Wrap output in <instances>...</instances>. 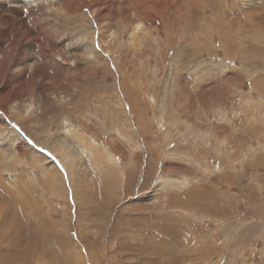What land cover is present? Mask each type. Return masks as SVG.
<instances>
[{"label":"rangeland","instance_id":"1","mask_svg":"<svg viewBox=\"0 0 264 264\" xmlns=\"http://www.w3.org/2000/svg\"><path fill=\"white\" fill-rule=\"evenodd\" d=\"M85 1L0 20V261L264 264V0Z\"/></svg>","mask_w":264,"mask_h":264},{"label":"bare ground","instance_id":"2","mask_svg":"<svg viewBox=\"0 0 264 264\" xmlns=\"http://www.w3.org/2000/svg\"><path fill=\"white\" fill-rule=\"evenodd\" d=\"M39 2V0H9V2H5L3 5H2V7H1V9H2V11H1V13H0V20L2 21V20H5V21H3V22H5L4 24H5V26L6 27H10V26H12V24H13V22H15L17 19L16 18H18V14H23V12H22V9L23 8H27L29 11V14H31V15H35L36 16V13H38V10H40L39 9V7L37 6V7H35L34 5H35V3L36 2ZM47 2V1H46ZM83 2L84 3H86V1L85 0H83ZM144 4V3H143ZM155 4H157V3H154L153 5H155ZM48 5H49V3H48ZM87 5H89V4H87ZM45 6H47V5H45ZM156 6V5H155ZM49 7V6H48ZM54 7V6H53ZM68 7V6H67ZM89 7V6H88ZM47 8V7H46ZM50 8V7H49ZM56 8V7H55ZM165 8V7H164ZM163 8V9H164ZM67 9V8H66ZM166 9V8H165ZM164 9V10H165ZM44 10V9H43ZM159 10V9H158ZM45 11V10H44ZM163 11V10H162ZM40 13V12H39ZM95 13V12H94ZM164 13V12H163ZM76 14V13H75ZM93 14V13H92ZM77 15V14H76ZM20 16V15H19ZM30 16V15H29ZM82 16L84 17L83 18V25H84V27H85V29H86V32H82V30L80 29L79 31H78V33H79V35L80 36H85V39L83 40L84 42H85V46H88V44L90 45L91 44V38L93 37V31H92V29H91V27H90V24L88 23V21H87V19H86V17H85V15H83V13L81 12L80 13V17L82 18ZM163 16H164V14H163ZM77 16H75V18H76ZM41 18V17H40ZM39 18V19H40ZM206 18V17H205ZM16 19V20H15ZM35 19V18H34ZM84 22H86V23H84ZM22 23V22H21ZM141 25H142V23H140L139 25H136V27H135V29H141ZM20 27V26H19ZM99 29H100V27H98ZM24 29V28H23ZM134 29V30H135ZM139 29V30H140ZM21 30V29H20ZM73 30V29H72ZM142 31V30H141ZM201 31V30H200ZM205 31V30H204ZM77 32V31H76ZM143 32V31H142ZM167 33V32H166ZM200 33V32H199ZM7 34V28H1L0 27V46H1V44L5 41V39H6V35ZM52 34H54V33H52ZM76 34V33H75ZM95 34V33H94ZM148 34V33H147ZM218 34V33H217ZM74 35V34H73ZM75 36V35H74ZM78 36V35H77ZM222 36V35H221ZM36 37V36H35ZM74 38H76V36L74 37ZM82 38V37H81ZM94 38H95V36H94ZM19 42L20 43H22L24 40L22 39V38H20L19 37ZM46 39V38H45ZM26 40V39H25ZM43 40V39H42ZM47 40H48V38H47ZM95 40H97V39H95ZM52 41V40H51ZM98 41V40H97ZM42 42V41H41ZM79 43L81 44V42H80V39H79ZM28 44V43H27ZM160 44V43H159ZM227 44V43H226ZM25 45V44H24ZM84 45V44H83ZM239 45V44H238ZM26 46V45H25ZM34 46V45H33ZM98 46V45H97ZM28 47V46H27ZM90 48V47H89ZM173 48V47H172ZM198 48V47H197ZM211 48V47H210ZM50 52V51H49ZM235 52V51H234ZM20 53V52H19ZM53 53V52H52ZM89 53L90 54H88V56L89 57H92L93 58V54L96 56H101V51H99L98 49H96V47H95V44L93 45V47H91V49H89ZM107 53V52H106ZM111 55V54H110ZM50 56V55H49ZM37 57V56H36ZM49 58V57H48ZM109 58V57H108ZM22 59V58H21ZM50 60L51 61H55V62H63V58H62V56H60V55H52V57H50ZM16 61V60H15ZM20 61V60H19ZM53 61V62H54ZM68 61V60H67ZM66 62V61H65ZM71 62H69V65L70 66H72L71 64H70ZM55 65V64H54ZM18 66V65H17ZM19 66H22L21 64H19ZM24 67L25 66H27V67H29L28 65H26V64H24L23 65ZM57 66V65H56ZM115 66V65H114ZM4 68H5V70L8 68L6 65L5 66H3ZM32 67V66H31ZM3 68V69H4ZM53 68V67H52ZM71 68V67H70ZM74 68V67H73ZM73 68H71V69H73ZM18 69H20V68H18ZM22 69V68H21ZM27 69V68H26ZM5 70H3V71H5ZM14 70V69H13ZM17 70V69H16ZM174 70V69H173ZM19 71V70H18ZM40 71V70H39ZM32 73V72H31ZM34 73V72H33ZM37 73V72H36ZM40 76V75H39ZM166 81V80H165ZM160 82V81H159ZM150 90V89H149ZM163 90V89H162ZM165 91V90H164ZM55 93V92H54ZM180 95V94H179ZM144 99V98H143ZM122 100V99H121ZM120 100V101H121ZM143 101V100H142ZM141 101V102H142ZM122 103V102H121ZM185 103H186V101H185ZM156 104V103H155ZM187 104V103H186ZM12 107V106H11ZM141 107H142V104H141ZM175 107V106H174ZM15 109V108H14ZM175 109V108H174ZM183 109V108H182ZM29 110H31V109H27V111H29ZM133 118H134V116H133ZM137 118V117H136ZM135 119V118H134ZM147 120V119H146ZM139 121V120H138ZM135 123V122H134ZM119 125V124H118ZM118 125H117V127H118ZM138 125V124H137ZM170 125V124H169ZM121 126V125H120ZM122 127V126H121ZM140 127H142V126H140ZM145 128V127H144ZM170 128V127H169ZM175 128V127H174ZM173 128V129H174ZM178 128V127H177ZM147 129V128H146ZM145 129V130H146ZM72 132V131H71ZM71 132H69V133H71ZM67 133V132H66ZM73 135V137L75 136L74 134H72ZM80 136H82V135H80ZM162 136V135H161ZM165 137V136H164ZM77 138V137H76ZM74 139V138H73ZM83 140V139H82ZM76 141V140H75ZM79 141V140H78ZM47 142V141H46ZM80 142H78V144H79ZM46 145H49L52 149H54L53 151L55 152V153H57L58 154V156L59 157H61V155H63L64 156V159L65 158H71V156H72V154L71 153H69V147L67 146V145H63V144H61L60 146L61 147H59V146H57V145H55V144H50V143H47ZM80 145V144H79ZM63 159V160H64ZM62 160V159H61ZM65 161V160H64ZM63 162V161H62ZM66 162V161H65ZM64 166L65 167H67L65 164H64ZM70 167H67L68 169H69V173H70V175L69 174H67V175H69L70 176V178H68V180L69 179H71L72 180V183H73V186H74V182H75V176L74 175H76L75 173L73 174V166H72V163L69 165ZM52 170L53 171H55V173H57L58 175H59V172L57 171V169H54V168H52ZM67 173V172H66ZM78 175V174H77ZM60 176V175H59ZM59 176H56V178L57 177H59ZM225 177V176H224ZM55 178V179H56ZM59 180V179H58ZM52 181H54V179L52 180ZM56 181V180H55ZM54 181V182H55ZM60 181V180H59ZM51 182V181H50ZM77 184V183H76ZM54 185V184H53ZM58 185V184H57ZM56 186V185H55ZM75 188L74 189H76V185L74 186ZM76 192H77V190H76ZM77 194V193H76ZM75 196V195H74ZM77 195H76V200H77ZM175 201H176V199H175ZM45 241V240H44ZM48 241V240H47ZM44 244H46V243H44ZM153 246V250L154 251H156V252H158V253H161L162 252V250H161V248L158 246V247H156L155 248V244H153L152 245ZM173 245H171V244H165V245H163V248H164V253L166 252V251H168L169 252V250L171 249V247H172ZM35 247V244H33V247L31 246L30 247V249H28V251H26V253L24 252V254H15L14 253V257H16L17 256V258L16 259H18V260H25V261H27V260H30V256H31V252H32V250H33V248ZM17 252V251H16ZM20 253V252H19ZM65 253L66 254H68V253H70V252H68V250H66L65 251ZM11 254H13V253H11ZM46 254V253H45ZM47 255V254H46ZM51 255V254H50ZM49 254H48V256H50ZM13 257V258H14ZM187 257V256H186ZM180 258V257H179ZM49 259V258H48ZM178 259V258H177ZM10 260V257L7 259H5V260H1L0 261V264H16V263H12V262H10L9 261ZM178 260H180V259H178ZM14 262V261H13ZM16 262H18V261H16ZM27 264V263H26Z\"/></svg>","mask_w":264,"mask_h":264}]
</instances>
